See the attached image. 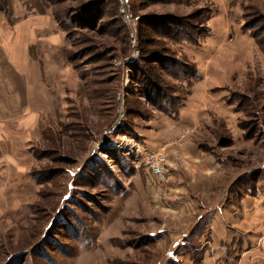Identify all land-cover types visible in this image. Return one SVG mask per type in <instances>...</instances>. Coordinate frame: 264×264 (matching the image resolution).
<instances>
[{
    "label": "rangeland",
    "instance_id": "rangeland-1",
    "mask_svg": "<svg viewBox=\"0 0 264 264\" xmlns=\"http://www.w3.org/2000/svg\"><path fill=\"white\" fill-rule=\"evenodd\" d=\"M202 44L227 84L180 129ZM25 60L43 99L0 84V264H264V0H0V79Z\"/></svg>",
    "mask_w": 264,
    "mask_h": 264
},
{
    "label": "crops",
    "instance_id": "crops-1",
    "mask_svg": "<svg viewBox=\"0 0 264 264\" xmlns=\"http://www.w3.org/2000/svg\"><path fill=\"white\" fill-rule=\"evenodd\" d=\"M224 28L225 27H223V29H216V31L213 28L212 29L215 33L220 34L222 32L225 34L226 30H224ZM210 48L216 50L217 46L211 44L209 46L206 45L205 47L202 44V47L196 51L190 50V52H192V58L198 67L199 79L192 86L190 95L184 102V105L179 111V117L175 121V123L180 125V129H196L199 125L206 121V118H208L209 115L213 114V110L216 112L220 111L221 98L217 96L218 94L211 92H214L215 90H218V88L226 85L227 77L226 72L221 69L220 63L217 59L213 60L211 59V56H209ZM25 62L27 61L25 60L18 63V66L16 67L17 69L10 70V75H7V77L4 76L0 79L1 88L4 92H8L10 90H22L21 92H25V94H29L30 92V95L34 98L41 100L43 99V96L41 95L42 92L39 88L40 80H42L41 70L37 69L36 66H33L34 68L32 67L30 71H26V66L31 67L33 64L31 62ZM12 67L14 66H9V69ZM9 69L4 70L3 67L2 72L6 74ZM17 76H19V80L16 78ZM16 79L18 85H16ZM166 119L169 121L172 120L170 118ZM172 151L173 150L169 149L168 152ZM194 157L195 160H200L199 156ZM200 168H204V165L201 164ZM214 222L215 221L212 220L211 225Z\"/></svg>",
    "mask_w": 264,
    "mask_h": 264
},
{
    "label": "built area",
    "instance_id": "built-area-1",
    "mask_svg": "<svg viewBox=\"0 0 264 264\" xmlns=\"http://www.w3.org/2000/svg\"><path fill=\"white\" fill-rule=\"evenodd\" d=\"M130 0H121V4L122 6L126 5ZM122 11L124 12V9H122ZM180 142L178 143H183V144H187L188 142V135L187 134H181L179 137ZM151 169L153 171V174L158 175V176H165V170L164 167L166 165V158L163 155H156V154H152L150 155V158L148 160Z\"/></svg>",
    "mask_w": 264,
    "mask_h": 264
},
{
    "label": "trees",
    "instance_id": "trees-1",
    "mask_svg": "<svg viewBox=\"0 0 264 264\" xmlns=\"http://www.w3.org/2000/svg\"><path fill=\"white\" fill-rule=\"evenodd\" d=\"M58 22H60V25H61L62 27L65 28V26L62 24V20H61V19L58 18ZM175 39H177V38H175ZM177 41H179V40H177ZM184 41H188L187 38L185 39V37H183L178 43H180V42H184ZM188 42H189V41H188ZM190 42H191V41H190ZM193 44H196V43H193ZM260 45H261V44H260ZM161 59H162V58H161ZM185 65H188V64H185ZM187 68H188V67H187ZM153 75H154V74H153ZM155 75H156V74H155ZM149 78H150V77H149ZM156 78H158L157 75H156ZM195 78H196V77H195ZM195 78H194V79H195ZM150 81H151V79H150ZM151 82H152V81H151ZM154 83H155V82H154ZM158 109H160L161 111H164V110H162L161 108H158ZM164 112H165L166 114H170V113H172V114H170V115H172V116H173V115H174V116H177V113H178V112H173V111H172V112H169V111H167V110H165Z\"/></svg>",
    "mask_w": 264,
    "mask_h": 264
}]
</instances>
